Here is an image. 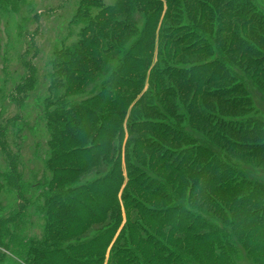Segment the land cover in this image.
Masks as SVG:
<instances>
[{"label": "trees", "instance_id": "obj_1", "mask_svg": "<svg viewBox=\"0 0 264 264\" xmlns=\"http://www.w3.org/2000/svg\"><path fill=\"white\" fill-rule=\"evenodd\" d=\"M75 17L40 169L0 121V264H235V242L264 264V183L247 169L264 167V121L227 66L264 90L254 5L82 0Z\"/></svg>", "mask_w": 264, "mask_h": 264}, {"label": "rangeland", "instance_id": "obj_2", "mask_svg": "<svg viewBox=\"0 0 264 264\" xmlns=\"http://www.w3.org/2000/svg\"><path fill=\"white\" fill-rule=\"evenodd\" d=\"M81 1L1 0L0 121L3 120L5 124L8 122L7 144L12 151L20 152L22 165L28 175L43 166L42 158L45 157L49 137L43 100L51 82V61L56 52L77 40L82 25L75 16ZM249 2L254 5L256 17L264 21V0ZM96 12L94 9L93 13ZM213 22L218 28L217 15ZM255 27H258L255 33L258 37L250 45L253 52L264 55V30L257 25ZM249 57L261 61L254 53L249 54ZM158 58L156 52L154 60ZM227 66L230 74H235L236 78V72L239 73L237 80L243 85L254 111L264 121V90L251 72L246 73L236 65ZM254 70L255 67L252 68ZM5 164L0 152V165L4 167ZM247 169L253 178L264 183V167L248 166ZM9 197L0 196L6 206L11 201ZM233 245L235 264H263L244 244L235 242Z\"/></svg>", "mask_w": 264, "mask_h": 264}]
</instances>
